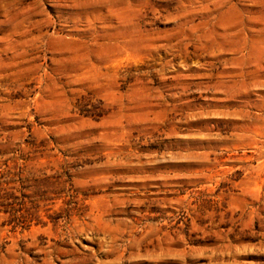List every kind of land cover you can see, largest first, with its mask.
<instances>
[{"label": "rangeland", "instance_id": "374dc122", "mask_svg": "<svg viewBox=\"0 0 264 264\" xmlns=\"http://www.w3.org/2000/svg\"><path fill=\"white\" fill-rule=\"evenodd\" d=\"M0 264H264V0H0Z\"/></svg>", "mask_w": 264, "mask_h": 264}]
</instances>
